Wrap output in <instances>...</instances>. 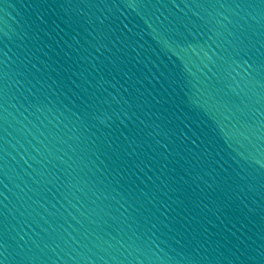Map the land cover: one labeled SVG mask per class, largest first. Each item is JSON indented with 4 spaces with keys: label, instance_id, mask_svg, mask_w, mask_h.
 Returning <instances> with one entry per match:
<instances>
[{
    "label": "water",
    "instance_id": "1",
    "mask_svg": "<svg viewBox=\"0 0 264 264\" xmlns=\"http://www.w3.org/2000/svg\"><path fill=\"white\" fill-rule=\"evenodd\" d=\"M0 264H264V0H0Z\"/></svg>",
    "mask_w": 264,
    "mask_h": 264
}]
</instances>
